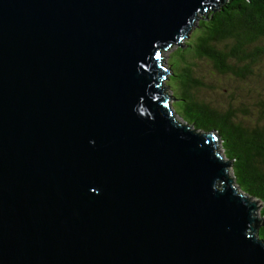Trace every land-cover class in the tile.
<instances>
[{
	"label": "water",
	"instance_id": "obj_1",
	"mask_svg": "<svg viewBox=\"0 0 264 264\" xmlns=\"http://www.w3.org/2000/svg\"><path fill=\"white\" fill-rule=\"evenodd\" d=\"M222 1L0 0V264H264L256 200L164 89Z\"/></svg>",
	"mask_w": 264,
	"mask_h": 264
},
{
	"label": "trees",
	"instance_id": "obj_2",
	"mask_svg": "<svg viewBox=\"0 0 264 264\" xmlns=\"http://www.w3.org/2000/svg\"><path fill=\"white\" fill-rule=\"evenodd\" d=\"M260 39H264V0H223L199 16L181 46L172 50L171 54H180L177 72L169 61L166 66L167 79L174 77L179 91L180 119L188 128L214 135L219 155L230 159L233 186L260 203L256 235L264 241V124L244 125L232 109L221 110L198 101L189 92L190 83L197 82L186 62L187 56L201 58L219 74L242 77L262 52L257 47L249 52L248 46Z\"/></svg>",
	"mask_w": 264,
	"mask_h": 264
},
{
	"label": "rangeland",
	"instance_id": "obj_3",
	"mask_svg": "<svg viewBox=\"0 0 264 264\" xmlns=\"http://www.w3.org/2000/svg\"><path fill=\"white\" fill-rule=\"evenodd\" d=\"M183 41H180V46ZM174 47L163 51L161 56L162 62L168 65L169 61L173 64V70L177 72V58L180 57V54L179 52L171 54ZM254 47L261 49L262 52L248 65V72H244L242 77L219 74L212 69L208 61L187 56L186 62L191 69V75L197 82L190 83L189 92L191 95L198 101H203L218 109H232L244 125L264 124V39L249 45L247 50L254 51ZM236 66L240 68V64L237 63ZM174 79V77L165 78L164 89L167 94H172L170 106L177 119L180 120V116L183 115L180 108V95ZM217 146H219L218 142ZM222 159L226 160L225 157ZM229 163L227 170L228 175L231 176ZM256 205L259 207L260 203L256 201Z\"/></svg>",
	"mask_w": 264,
	"mask_h": 264
}]
</instances>
